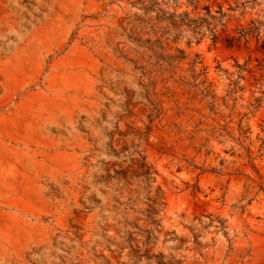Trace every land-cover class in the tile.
Instances as JSON below:
<instances>
[{
    "label": "rangeland",
    "instance_id": "obj_1",
    "mask_svg": "<svg viewBox=\"0 0 264 264\" xmlns=\"http://www.w3.org/2000/svg\"><path fill=\"white\" fill-rule=\"evenodd\" d=\"M157 2L0 0V264H264V0Z\"/></svg>",
    "mask_w": 264,
    "mask_h": 264
},
{
    "label": "trees",
    "instance_id": "obj_2",
    "mask_svg": "<svg viewBox=\"0 0 264 264\" xmlns=\"http://www.w3.org/2000/svg\"><path fill=\"white\" fill-rule=\"evenodd\" d=\"M189 1L190 3L193 2L197 3L199 0H189ZM142 3H144V5L146 6L144 8L145 10H148V5L149 6L159 5V2H157V0H142ZM205 9H207L208 17L200 16L198 18H190L188 12H183L180 14L170 13L169 18L171 19V23L175 28H179L185 25L187 27H190L192 30L197 31V29H200L203 25H207V27L213 34V40H215L217 38L216 24L212 22V20L216 18L214 15H212V13L210 12V10H208L207 7H205ZM159 10L162 13V15L165 14L166 12L162 8H159ZM255 28L257 29L258 27ZM251 31L252 30H242L236 39L240 40L241 38L246 37L249 33H251Z\"/></svg>",
    "mask_w": 264,
    "mask_h": 264
}]
</instances>
